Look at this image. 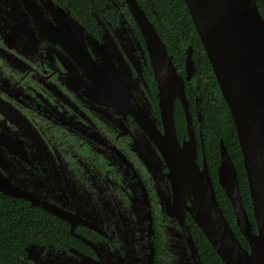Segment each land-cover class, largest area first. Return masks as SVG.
<instances>
[{"label":"flooded vegetation","instance_id":"flooded-vegetation-1","mask_svg":"<svg viewBox=\"0 0 264 264\" xmlns=\"http://www.w3.org/2000/svg\"><path fill=\"white\" fill-rule=\"evenodd\" d=\"M177 70L186 77L185 64ZM197 72L185 82L193 121L202 113ZM158 101L126 1L0 0V156L7 162L0 173L21 194L69 218L9 196L58 219L47 222L52 237L27 244L25 264H147V209L155 257L157 232L169 250L170 217L159 196L173 194L169 165L143 128L156 122L163 131ZM197 138L202 167L207 156ZM186 139L188 132L179 141Z\"/></svg>","mask_w":264,"mask_h":264},{"label":"water","instance_id":"water-1","mask_svg":"<svg viewBox=\"0 0 264 264\" xmlns=\"http://www.w3.org/2000/svg\"><path fill=\"white\" fill-rule=\"evenodd\" d=\"M125 1L144 38L157 81L159 118L163 131L157 128L156 122L144 124L143 128L149 131V137H152L169 165L167 178L173 194L163 197L161 193L159 196L167 206V215L178 222L192 264L202 263L186 222L187 213L225 264H264V18L256 0H184L236 127L256 232L242 202L237 170L222 140L218 181L233 207L238 229L247 239L249 249L242 245L223 213L206 158L203 159L202 167L198 162V138L185 86V82L190 81L197 72L193 48L190 46L186 52L184 78L178 74L172 56L145 10L137 0ZM177 99L184 108L187 123L188 139L182 144L174 119ZM201 120L202 113L199 112L198 122ZM201 127L199 136L204 153ZM5 162L0 156L2 169L5 168ZM0 192L27 198L33 205L57 214L51 207L21 194L2 173ZM57 215L69 220L65 215ZM145 220L148 221L150 247L147 264H154L152 236L155 232L151 209H147ZM88 226L100 231L93 224ZM86 263L95 264L90 260Z\"/></svg>","mask_w":264,"mask_h":264},{"label":"trees","instance_id":"trees-1","mask_svg":"<svg viewBox=\"0 0 264 264\" xmlns=\"http://www.w3.org/2000/svg\"><path fill=\"white\" fill-rule=\"evenodd\" d=\"M121 1L125 3V0ZM137 1L145 10L179 69L184 70L185 49L192 46L194 50L193 58L197 65L199 80L198 93L202 100L200 104L202 120L198 122L196 116L194 119L196 134L199 137L201 125L207 164L220 206L242 245L249 249L247 239L238 229L233 207L218 181L220 141L222 140L237 170L242 202L256 232L252 200L236 127L188 7L184 0ZM256 2L264 18V0H256ZM174 119L178 138L182 140L187 137V129L184 108L179 101L175 104ZM35 211L38 210L29 203L0 192V264H25L23 257H25L27 244L41 242V239L45 242L46 237H52V232L47 231V222L58 219L42 211L41 215H38ZM38 219L45 221L39 222ZM186 222L197 246L201 263L225 264L189 214ZM162 235L159 232L156 233L155 264H172L170 260L172 256L164 245L165 239Z\"/></svg>","mask_w":264,"mask_h":264},{"label":"rangeland","instance_id":"rangeland-1","mask_svg":"<svg viewBox=\"0 0 264 264\" xmlns=\"http://www.w3.org/2000/svg\"><path fill=\"white\" fill-rule=\"evenodd\" d=\"M124 204L129 205V200H126V202L124 201ZM132 215L134 216L133 222L135 223L134 229L136 231L137 240L141 241V234L137 230L139 228L140 221L138 220V217L136 216V214L133 213ZM167 231H165V233L167 236L166 237L167 242L169 244L168 252L170 251L172 253L171 254L172 257L170 258L171 263L172 264H192V260L188 256V248H187L186 241H185L180 229L175 226V221L172 220L171 218L168 221ZM114 235L121 242V238H120L119 233H115ZM123 257H125V256L123 255ZM181 261L183 263H180Z\"/></svg>","mask_w":264,"mask_h":264}]
</instances>
